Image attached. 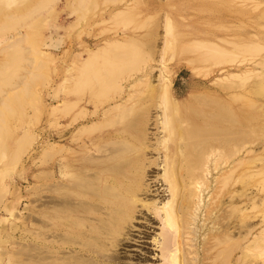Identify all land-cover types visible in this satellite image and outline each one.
<instances>
[{
    "label": "rangeland",
    "instance_id": "374dc122",
    "mask_svg": "<svg viewBox=\"0 0 264 264\" xmlns=\"http://www.w3.org/2000/svg\"><path fill=\"white\" fill-rule=\"evenodd\" d=\"M80 1L0 0V77H3V81L0 79V264H18L21 261L18 253L22 249V243L26 246L33 243L31 241V233L33 236L34 221L32 218L35 215L34 200L36 199L34 186L37 181L35 178L38 166L47 169L48 164H44L45 162L41 163L42 161H48V159H42L47 150L51 149L55 144L57 148L66 146L67 150L71 148L79 151L67 144L68 142L71 143L72 140L79 141L76 145H82L83 140H85L91 147L94 145L95 149L98 145L106 144V142L110 141L107 136L111 129L107 128L104 129L105 131L86 132L82 137L77 134V131L80 133L81 129L84 131L85 128H89L91 125L102 126L107 119L108 109L113 106L107 104V109L102 106L103 109L99 108L95 112L94 106L88 101L89 93L92 91L89 87L93 88L95 85L94 88H98L102 79L111 72V70H106L108 66L104 65L105 67H103L102 59L98 61V65H100L98 68H102L98 73H100L99 77L104 76V78L98 77V80L100 79L98 81L97 78L95 79V75L88 74L87 78H91V80L87 81L93 85L89 83L87 87L86 84L84 88L82 87L85 91L81 89V93L77 92L78 96L77 94L76 96L81 98L82 101H77L76 96L72 98L73 101L78 102L79 107L77 106L68 115L63 112H61L63 115L59 114V111L65 105H62V103H67V100H70V97L64 93H68L69 87L67 86L69 83L72 84V81L68 79L77 75L75 71L77 65L80 62H84L89 56L88 54L97 52L101 48L106 47L108 43L117 44V42L123 45V48L120 49V51L122 50L121 52L134 53L132 50L140 47V49H137L138 52L135 51L139 61L144 62L147 60L144 63H138L135 66L138 69L133 70L131 74H129V71H124L125 73L122 76V79L127 77L129 79L133 74L130 78L131 80L122 82L126 87L133 85L132 91L140 90V94L137 93L136 98H139L138 102L141 104H148L150 101L147 96H144V100L142 98V95L149 94L148 87H146L144 82L148 81V84H159V86L167 83V85L169 84L172 97L178 100L181 105L184 106L186 104L187 109L184 108V111L188 112H184V118L187 119H183V122L180 121L179 117L176 118L173 114L169 115L171 120L174 117L173 122L176 118L177 121L175 120V123H179L183 128H186L191 121V124L193 122H195L193 124H208L207 126L210 127V130L220 132L216 134L219 138L222 131H230L235 128V125H231L232 123L229 120L230 123L228 121V124L226 121V124L224 123L223 120H227L228 116H232L236 120L239 118L244 123L242 129L243 131L245 130V144L242 142L244 146L242 152L235 156L233 153L235 152L236 142H231L230 148L228 147L224 151V156L221 158L222 161L224 157H227L225 156L226 151L228 154L231 153L229 154L231 155L229 156L230 158L223 161L224 163L228 161L226 162L228 165L224 164L226 166L222 167L226 171L230 170L231 176L228 171L227 173L221 171V166L217 167L219 168L217 170L214 169L212 160L214 161L216 157H219L220 150L217 151V154L214 148H212L214 150L210 148V170L212 174H210L209 178L210 183L211 181L213 182L210 184L208 192L205 191L202 203L204 205L201 206V211H198L199 215L196 213L199 217L196 218L195 230H193L194 234L192 236L189 235L187 224H185L188 221L187 212L191 199H184L189 205L183 201L182 205L185 207L182 206L180 211L184 208L183 211L178 213V216H181L178 217V223L182 227L180 232L176 233L181 234H178L180 236L176 235L177 238H175L173 233L175 242L178 239L176 246L182 247L173 246L175 245L174 242L171 248V250L177 249L179 264H214L217 259L215 256L219 252V247H214L216 238H218V235L215 237V234L220 233L219 235H221L222 228L219 226L225 225L221 224L223 221V223H230L232 220V224L228 223L229 227H236L235 222H239L240 214L237 212V218L235 215L237 210H234V207L239 206H242L240 207L241 211L244 209L241 212V219L245 223L242 224L243 226L246 227L247 224V227L243 229V234H247L248 239L242 242L241 253L238 250L235 252L231 264H246V262L249 264H264V244L258 242V239L264 237V191L262 190L264 188V184H262L264 179V87H262L264 86V81H262L261 77V75L264 77V69H262L264 66V0H85V3L82 0L81 4ZM12 17L15 20L23 21L16 20V23H14L15 20L11 19ZM8 21L14 25L8 24ZM17 22H19L18 25ZM131 43H133V47ZM14 44L16 46L13 48H17V50L13 52L12 46ZM125 44L129 45V47L125 46ZM149 46L155 50H149L150 48H147ZM16 51L20 52V54H16ZM12 52L16 54L13 55L15 58L10 55ZM258 65L263 66L261 68ZM71 68L73 70L69 72ZM154 69L156 70L155 72ZM249 69L253 71L251 72ZM12 73L13 75H11ZM3 74H6V76H3ZM145 74H152L149 77L151 80L144 78V84L141 83L140 87L137 82L143 79ZM87 81L84 80V83H88ZM156 81L159 82L156 83ZM4 83L6 84L3 85ZM134 83L139 85V88ZM140 88L143 89L141 90ZM86 90H90L89 93ZM146 91H148V94ZM82 93L85 94L81 95ZM136 98L133 99L136 100ZM202 99L206 104L210 102L208 104L210 107L206 108L207 105L205 103L201 105L204 101L198 104L199 100ZM154 104L155 102L152 106ZM221 105L224 106L223 110L228 108L229 111H225L227 114H223L224 111L220 110L221 108L217 109L222 107ZM136 107L139 109L140 105L137 104ZM155 110L160 111L159 107ZM216 110L222 114L220 115ZM78 111L85 112L86 118L76 115ZM53 112L59 115L56 114L54 116ZM200 112L204 114L200 115ZM80 114L83 115L82 113ZM74 115L75 117L77 116V121L70 126ZM152 115L157 116L158 112H152ZM187 115H191L195 119L192 120ZM209 115L210 117H208ZM200 116L204 119L208 117V120L202 118L200 120ZM60 117L61 119H59ZM211 117L215 119L219 117L220 119L214 121L210 119ZM80 118L81 120H79ZM91 119L94 121L92 122ZM219 120L222 123H219ZM216 121L218 122L215 123ZM220 125L224 127L222 128ZM53 126H57L56 129H53L55 128ZM115 127L123 128V124ZM149 128V141L155 143L156 136L154 134H159L158 136H160L163 133L160 134L161 131H157L153 126ZM177 130L179 132L178 128ZM92 134L94 135L92 136ZM166 134L167 132L163 135ZM214 135H211L214 138H210V145L215 147L220 142V138L218 141ZM170 143L173 142L170 141ZM160 149L159 154L156 151L147 150L149 154H153H148L147 157L158 158L161 155L159 156V160H161L164 149L163 147ZM92 152L95 153L94 149ZM235 158L236 160H234ZM191 160L192 158H190ZM239 160L242 163L244 162L243 160L249 162H246L247 164L244 162L242 164L244 167L242 168L241 165L239 168L237 166ZM197 161L198 164L201 163V160L197 159ZM198 164L197 169L194 168L195 172L191 174L197 176L201 174L200 169L202 166L200 164L199 167ZM189 166L183 164L184 173L190 172ZM231 166L233 170L230 168ZM156 168L161 170L160 167ZM237 168L239 169L236 171L235 169ZM223 174H226L231 179L229 177V179L226 178ZM148 175V180H150L148 182L154 188H151V192L146 195V198L149 199L150 197L154 201L158 200L157 202L168 198L167 187L159 188L162 183L155 182V180L153 182L154 173L149 172ZM218 175H221L227 181L228 186L225 185L224 179H221ZM238 175L242 179L240 183H236L239 179ZM216 178L220 179H217L216 182ZM222 183H225V187ZM241 184L243 185V190H240L242 188ZM157 189L159 193L156 194V197L155 191ZM221 190L223 192L225 190L222 196L220 195L223 194ZM235 191L236 194L238 192L242 194L243 191L245 197L243 196L244 198H241L238 202L235 201L236 199L230 200L231 198H236V196L234 197ZM229 192L234 195L232 194L227 198L228 194H230ZM212 194H214V198H212ZM215 195L216 198L221 196L222 200L221 197L219 198L220 200L216 199ZM215 200L224 203V205ZM217 207L218 212L216 210ZM211 208L216 211L210 210ZM184 210L187 212H184ZM233 210L235 213H232ZM211 211L214 214L212 215L213 218L209 215ZM205 212L208 214L206 213L207 215H205ZM146 214L145 212L143 215L135 214V219L132 221V226H130L133 229L128 227L120 238L122 242L119 241L115 247L116 249H113L114 251L118 249V252L113 251L115 255L119 254L117 264H169L166 255L153 242L154 238L159 237L161 227L163 229L162 222L160 218L157 219L158 216L155 217V213ZM150 214L155 215L151 216ZM224 215L225 217H223ZM221 216L223 218L222 221L220 220ZM215 217H218L217 220ZM231 217L233 219H230ZM214 222L219 223L215 225ZM228 224L226 223V225ZM212 225L214 226L212 227ZM232 227L228 230L231 231L229 233L237 234L235 229L232 230ZM210 228L214 229L211 231ZM128 229L132 231L129 232ZM211 235L214 236V240L211 239ZM235 236L237 237V235ZM255 239L257 243L253 244L252 241L254 242ZM248 245L252 246L247 248ZM191 246L192 249H190ZM242 253L244 254L242 255ZM239 257H241V262L239 261L238 263ZM242 259H246V261Z\"/></svg>",
    "mask_w": 264,
    "mask_h": 264
},
{
    "label": "bare ground",
    "instance_id": "6f19581e",
    "mask_svg": "<svg viewBox=\"0 0 264 264\" xmlns=\"http://www.w3.org/2000/svg\"><path fill=\"white\" fill-rule=\"evenodd\" d=\"M83 1H84V3L86 2L85 0H83ZM81 2H82V0L80 1V4H81ZM21 18H22V16H21ZM11 19H14V18L12 17ZM26 19H28V18H26ZM16 20H19V19H16ZM16 20H15V22L14 21L13 22L16 23ZM19 21L22 22L23 20H19ZM18 23L19 22H17V25H18ZM8 24H13V23L9 22ZM231 44H233V43H231ZM132 45H133V43H131V46ZM137 45H139V44H137ZM137 45H135V46H137ZM15 46H16V44H14V46H12L13 52L15 50H17V48H13ZM122 46L123 45L119 44V42H117V44H109L108 43L106 45V47L101 48L97 52H93L91 54H88L89 56L87 57V59L84 62H80L79 65H77V68L75 69V71L77 72L76 73L77 75L72 76L68 79V80L72 81V84L69 83V85L67 86V87H69L67 90L68 93H64V94H67V96L70 97V100H67V103H62V105H64V104L65 105L62 108V110L59 111V114H62L61 112H63L64 114L68 115L69 113H72V111H74L75 108L78 106V102L76 103L75 101L72 100V98H74L76 96V94L78 96L77 92L81 93V89H83L86 84L88 87V85L90 83L88 81L91 80V78L90 79L87 78L88 74L95 75L94 76L95 79L97 78V80H98V77L100 76V73H98V71L100 72V69H102V68H98V66H100V65H98V61L100 59H102L104 61V62L102 61L103 67L108 66V69H106V70H111V72L108 75H106L105 78H104V76L99 77V78H104V79H102V81L100 82L101 85L98 88H94L95 87V85H94V87H93L94 89L89 87V89L92 90L90 93H89L90 90L89 91L86 90L90 94L88 96L89 97L88 101L90 104H92L94 106L95 112H97L99 110V108H102V106L103 107L105 106V108H106L107 104L113 105L111 107V109H108V111H107V115H106L107 119L104 122L102 120V122L104 123L102 126L101 125H99V126L98 125H93V126L92 125L91 126L86 125V126H89V128H85L84 131H82V129H81L79 131L80 133H78V131H77V134H80V137H82V135L86 132H95L97 130L102 131L105 128L111 129L108 133V136H107L108 138H110V141L108 143L106 142V144L98 145L96 147V149L94 148V145L91 147V145L88 144L85 140H83V142H82V140H80V142H82V145H79V144L76 145L79 141L76 142L74 140H72L71 143L70 142L67 143L68 145H70V147H72L73 149L75 148L79 151L72 150L71 148L69 150H67L66 146L65 147L60 146L61 148H57L55 146V144L53 145V147L51 149L48 148L49 150H47V152L44 154L45 156L43 155L44 158H42L43 160L48 159V161H42L41 162V163L45 162L44 164H46V163L48 164L47 169H43L42 166H38L37 174L33 172L34 174H36L35 179L37 180L36 185L34 186V190H36V199L34 200L35 201L34 202L35 203V215H33L34 218H32V220L34 221L33 236L31 233V237H32L31 241L33 243L30 244L31 246L30 245L26 246L24 243L21 242L22 243V249L18 253V255L21 258V261H19L18 264H29V263H31V264H117L119 254L118 255L116 254L117 255L116 256L114 254V252L115 251L118 252V249L115 251L113 249L116 247V245H118V242L121 241L120 238L124 235L125 230L128 227L132 226L131 224H132V221L135 219V214L138 213V214L143 215L144 212H145V214H146V212L155 213L156 214L155 217L158 216L157 219L160 218V221L162 222L161 224L163 225V229L161 227V232H164V233L160 232L159 237L154 238L153 242L156 245H158V247L161 249L162 253L166 255L169 264H179L177 249L171 250L172 245L175 242V238H177L176 235L181 234V233L176 234L177 232H180V228L182 227L178 223V220H179L178 217H181V216H178V213L182 212L184 209V208H182L180 211V208L183 206L182 204H183L184 199L187 198L189 200V198H190L191 199L190 205L184 201V203H187L190 206L188 208V206L186 205L188 208V212L185 210H184V212H187V217H188V219L185 218L188 220L185 223V224H187V227H188L187 231L189 232V235L192 236V234H194L193 230H195L194 224L196 222V218L199 217V216H197V214L201 211L200 210V208H202L201 206L204 205V204L202 205V203L204 200L203 198H204L205 191L208 192L207 190L210 189V184L213 182V181H211V183H210V178H209L210 174H212L211 170H210V148L211 149L214 148L215 152L220 150L219 154L217 152L219 157H216L217 159L215 158L214 161L212 160V163L215 167L214 168L215 170L219 169V168H217L219 166H221V169H222L223 166L228 165L226 163L228 161H226L225 163L223 161L226 159L228 160V158H230L229 156H231L229 154H231V153L228 154L226 151L225 156H227V157L226 158L224 157L222 159V161H221V158L224 156L223 155L224 151L229 146H231L230 145L231 142H233V143L236 142V145L234 147L235 152L233 153V154H235V156H237L236 154H240L243 150V147H244L243 143L245 142V138H244L245 137V135H244L245 130L243 131V129H242L243 124H244L243 120H241L239 118L236 120L232 116H228V118L226 116L227 120L221 119L224 121V123L226 121L227 124L230 121L232 123L231 125H235V128H234V130H230V131H222L220 136L218 135L220 138V142L217 145H215V147L211 146L210 145V142H211L210 138H214L211 135L215 134L214 135L215 138L218 139V141H219V138L217 137L216 134H218L220 132H215V131L210 130V127L207 126L208 124H193L195 122H193L191 124L192 121L190 119L191 118H192V120L195 119V118H193V116H194L193 114H191L193 116L187 115L190 117V119L189 118L188 119L191 122H190V124H188L189 123V120H188V123H185V124H188L186 126V128H183V126L179 125V123L178 124L175 123V120L177 121V119H176L177 117H179L180 121H182L183 119H187V118H184L185 117L184 114L188 112V111L187 112L184 111V108L187 109L185 106L186 104L183 106L180 104V102H178V100H176L172 97V95L170 93L169 84L167 85V83H164L163 85L159 86V84H157V85L148 84V81L144 82V80L148 79L150 76H152V74L151 75L145 74V76L143 75L144 76L143 79H140V81L138 80V82H137L140 84V87H141V83H143V82L146 83V87L149 88V89L147 88V90L149 91V94L147 93L148 91H146V93L148 95H142L143 96L142 98L144 100V98H145L144 96H147L150 98L149 99L150 101L148 104H141L140 102H138L139 98L138 99L136 98V94L137 93L140 94V90H138L139 92L136 90L132 91L131 88L133 87V85L126 87L125 85H123V82H122V81L128 82L129 80H131L130 78L133 74L129 77V79H128V77L122 79V76L125 73L124 71H129V74H131V72L133 70L135 71L138 69L137 67L135 68V66L138 63H144L147 60L144 62L139 61L138 55L135 53V51L138 52L137 49L138 48L140 49V47H138L137 49H134L135 48V46H134V48H132V49H134V50H132V51H134V53L133 52L127 53L128 51H126V52H121L122 50L120 51V49L123 48ZM125 46L129 47V45H127V44H125ZM147 48H150L149 50L153 49V48L151 49L150 46ZM126 49H129V48H126ZM154 50L155 49H153L152 51H154ZM13 52L10 55L13 56V55H16L18 53L20 54V52H17V51H16V54L15 53L13 54ZM139 54H141V53H139ZM17 56H19V55H17ZM80 61H82V60H80ZM155 66H157V65H155ZM258 66H261V68H262L263 65H258ZM9 67H8V69H9ZM11 68H15V67H11ZM17 68H18V66H17ZM262 69H264V66ZM72 70H73V68L69 69V72ZM104 70H105V68H104ZM149 70H151V69H149ZM155 71L156 70L154 69V72ZM151 72H153V71H151ZM139 73H142V72H139ZM146 73H148V72H146ZM254 73H256V72H254ZM11 75H13V73ZM128 75H125V76H128ZM3 76H6V74H3ZM158 76H157V78H158ZM261 77H262V81H264L263 75H261ZM134 78H135V76H134ZM166 78H168V77H166ZM257 78H259V77H257ZM0 79H2L1 81H3V77H0ZM149 79L151 80V78H149ZM162 79H161V82H162ZM84 80L85 81L88 80L87 81L88 83H84ZM135 80H136V78H135ZM158 82L159 81H156V83H158ZM5 84L6 83H4L3 85H5ZM90 84L93 85L92 83H90ZM136 87L139 88V85H136ZM262 87H264V86H262ZM0 88H1V84H0ZM83 91H85V90L83 89ZM143 91H141V92H143ZM84 94L82 93L81 95H84ZM143 94H144V92H143ZM77 96H76V98H77L76 100L82 101V99L77 97ZM83 98H84V96H83ZM133 98H136V100H134ZM142 98L140 97V99H142ZM199 101L200 102H198V104L199 103L201 104V102L204 100L202 99ZM154 102H155V104L152 106V104ZM204 103H205V101L202 102L201 105H204ZM209 103L210 102H208L207 104L205 103V105H207L206 108H208ZM137 104L140 105L139 109L136 107ZM52 105H53V103H52ZM188 105H190V104H188ZM81 106H84V105H81ZM157 107H159L160 111L155 110ZM84 108L86 109V107H84ZM107 108H108V106H107ZM206 108H205V110H206ZM219 108H221L220 110L224 111L223 114H227L225 111L228 110V108L226 110H223L222 108H224V106H222V107H218L217 109L219 110ZM106 109H105V111H106ZM192 110H190V111H192ZM205 110H203V111H205ZM218 110H216V111H218ZM81 111H83V110L81 109ZM152 112H158V115L154 116V115H152ZM197 112H199V111H197ZM218 112L220 113V111H218ZM53 113H54L53 114L54 116L57 114L56 112H53ZM79 113H82L83 115H81V114L79 115ZM193 113H195V112H193ZM229 113H231V112H229ZM59 114H57V115H59ZM171 114L176 116L174 122H173L174 117H172L173 118L172 120L170 119L171 116H169V115H171ZM197 114H196V116L198 117ZM203 114L204 113L200 112V115H203ZM205 114H207V113H205ZM221 114L222 113H220V115ZM76 115L85 117L86 113L78 111V113ZM97 115H99V114H97ZM93 116H91V117H93ZM65 117H64V119H65ZM69 117H71V116H69ZM76 117L74 115L73 119L71 120L70 126L75 124V121H77ZM208 117H210V115ZM208 117H206L207 120H208ZM214 117H217V116H214ZM214 117L213 118L211 117L210 119H213L214 121L220 119L219 117L216 119ZM66 118H68V117H66ZM100 118H102V117H100ZM199 118H200V120L204 119L201 116ZM59 119H61V117ZM206 119H204V120H206ZM79 120H81V118ZM91 121H92V119H91ZM87 122H89V121H87ZM205 122H207V121H205ZM217 122L218 121H216L215 123H217ZM220 122L222 123V121L219 120V123ZM219 123H218V125H219ZM120 124H123V128L115 127V126L120 125ZM189 125H191V126H189ZM150 126H153L155 129H157V131L160 130L161 131L160 134H162V133L165 134L166 132H167V134L166 135L162 134L163 136L162 135L158 136L159 134H154L152 132L156 136V138L154 140L155 143H151L149 141V138H148V131L150 129L149 128ZM176 126L179 129V132H178ZM53 127H55L53 129H56L57 126H53ZM67 127H69V126H67ZM220 127H222V126L220 125ZM213 129L216 130L215 127H213ZM130 131H134V132H130ZM184 131H185V134H184ZM93 135L94 134H92V136ZM89 139H90V137H89ZM216 139H214V140H216ZM243 139H244V141H242ZM100 140H101V138H100ZM170 141H172L173 143H170ZM189 145H191V146H189ZM161 147H163V149H164L163 150L164 154L162 155L163 159L161 158V160H159V156H161V155H159L158 158L147 157V155L149 154L147 152V150L156 151V153L159 154ZM93 149H94L95 153L92 152ZM214 149H212V150H214ZM151 154H149V155H151ZM158 154H155V155H158ZM244 155L246 156V154H244ZM239 156H243V155H239ZM190 158H192L191 161H190ZM197 159L201 160V163L198 164ZM244 159H246V158H244ZM234 160H236V158ZM229 161H230V159H229ZM243 161L245 162V160H243ZM193 162H194V164H193ZM246 162H249V161L246 160ZM243 163L241 160H239V163L237 166L240 168ZM183 164H186L187 166H189L190 164H193V165L189 166L190 172H188L187 174H189V173L191 174L192 172H195V169H197V164L199 167L201 164V166H202L200 169L201 174L199 173L200 174L199 176H197L195 174H191L188 176L186 173L183 172L184 171ZM224 164H226V165H224ZM235 164H237V163H235ZM156 167H160L161 170L157 169ZM199 167H198V169H199ZM243 167L244 166L242 165V168ZM230 168H232V166ZM239 168H237L235 170L237 171ZM149 169H151V170L149 171ZM225 169H227V168H225ZM232 170H233V168H232ZM221 171H224L226 173L228 171V173H229L230 170L226 171V170L222 169ZM234 171H233V173H234ZM149 172H152L155 175L152 177L153 182L155 180V182L162 183L161 185H159L160 186L159 188H162L163 186L167 187L166 191H168V194H169L168 198H166L167 200L164 198V199L159 200V202H157L158 200L154 201L153 199H150L149 196H148L149 199L146 198V195H148L151 192V188L153 187L148 182V181H150V180H148V177H149L148 173ZM240 172H238V173H240ZM230 173H229V175H230ZM221 175L220 176L218 175V176L221 177ZM223 175H225L226 178L229 177V176L227 177L226 174H223ZM242 175H243V173H242ZM238 177H239V179L237 178L238 181L236 183L242 182L241 181L242 179L240 178L239 175H238ZM222 178L223 177H221V179ZM217 179H220V178H216L215 179L216 182H217ZM220 181L222 182V180H220ZM223 181H225V179ZM263 181H264V179L262 180V184H264ZM221 182H220V184H221ZM225 183H222V185L225 184L226 186H228L227 181H225ZM154 184H157V183H154ZM225 185H224V187H225ZM260 186H262V185L260 184ZM165 187H164V190H165ZM217 189H218V191H220L219 188H217ZM243 189L244 188L242 185V188L240 190H243ZM260 189H262V188H260ZM225 190H227V189H225ZM225 190H224V192H225ZM262 190L264 191V188ZM166 191H165V193H166ZM213 191H217V190H213ZM221 192H223V191L221 190ZM224 192H223V194H220V195L221 196L224 195ZM158 193H159V190L157 189L155 191V195ZM232 194L231 193L228 194L229 196H227V198H229L230 195H232ZM234 194L233 195H234V197L236 196V198L233 197L234 199L231 198L230 200L236 199L235 201L238 202L239 200H241V198L245 197L243 195V194H245V193H243V191H242V194H240L239 192H238V194H236V191ZM160 195H161V193H160ZM213 195L214 194H212V198H214ZM237 195H238V197H237ZM143 196H144V198H143ZM205 196H207V195H205ZM156 197H157V195H156ZM223 197H225V196H223ZM215 198H216V195H215ZM219 198H216V199H219ZM154 199H155V197H154ZM221 200H222V197H221ZM215 201H217V200H215ZM217 202H220V201H217ZM217 202H216V204H217ZM207 203H208V201H207ZM236 204H239V203H236ZM221 205H224V203H221ZM205 206H206V204H205ZM183 207H185V206H183ZM218 207L220 208V206H218ZM218 207L216 209L217 212H218ZM240 207H242V206L234 207V210H237V211H235L236 213L234 212V210L232 212V213H235V215L237 214V212H238V214H240L239 219H238L239 222H237V223L235 222L236 227L233 228L231 226L233 228L232 230L235 229L237 234H232V233H229L231 231H228L231 228V227H229L230 226L229 224L230 223L232 224V222H233L232 220L230 221V223L229 222L223 223L224 222L223 221L221 224H223V225L225 224L224 226L218 225L219 227L222 228V233H221V235H219L220 233L215 234V237L218 235V238H216V244L214 247H216V248L219 247L220 249L218 248L219 252L215 256L217 259L215 257H213L216 259L214 264H218L219 262H220V264H231L235 252L238 250L241 253L242 242L243 241L245 242L246 241L245 239H248L247 238L248 235L243 234L244 233L243 229L245 226H243L242 224H245V223L242 222L241 212H243L244 209H243V211H241L242 209ZM205 208H207V207H205ZM231 209H233V208H231ZM144 210H146V211H144ZM210 210L216 211L213 208H211ZM208 211H209V209H208ZM149 213H147V214H149ZM206 213L207 212H205V215L208 214V213L207 214ZM155 214H150V215L152 216ZM205 215H203V216H205ZM209 215L212 216L214 214L211 211V212H209ZM225 215L223 217H225ZM237 215H236V217H237ZM242 216H244V215L242 214ZM212 218H213V216H212ZM217 218H216V220H217ZM227 218H228V216H227ZM222 219L223 218L221 216L220 220L222 221ZM230 219H233V217H231ZM210 220H211V218H210ZM182 221H184V220H182ZM218 221H219V219H218ZM217 223H219V222H216V223L214 222L215 225ZM226 223L227 224L229 223V224L226 225ZM213 226L214 225H212V227ZM218 226H216V227L219 228ZM133 227H135V226H133ZM246 227H247V224H246ZM130 228H132V227H130ZM212 229H214V228H212ZM212 229H211V231H212ZM22 230H24V229H22ZM128 231H129V229H128ZM130 231H132V230H130ZM220 231H221V229H220ZM173 233L175 234L174 235L175 238L173 237ZM235 235H237V237ZM178 236H180V235H178ZM211 236H212L211 239H213L214 236L213 235H211ZM128 237H130V236H128ZM123 240H124V237H123ZM177 240H176V242H177ZM258 240H259L258 242H261L264 244V237H262ZM176 242H175V245H173V246L181 248L182 246L181 247L176 246ZM181 242H182V240H181ZM255 242H256V239L254 242L252 241L253 244L257 243V242L255 243ZM180 243H178V245H180ZM251 246L248 245L247 248L251 247ZM190 249H192V246ZM213 250H214V248H213ZM16 252H18V251H16ZM243 252H245V251H243ZM243 254L244 253H242V255ZM163 258H165V256H163ZM239 258H238L239 259L238 263L241 260V257H239ZM242 260L246 261V259H242ZM118 263H120V262H118ZM247 263L248 262H246V264ZM243 264H245V263H243Z\"/></svg>",
    "mask_w": 264,
    "mask_h": 264
}]
</instances>
